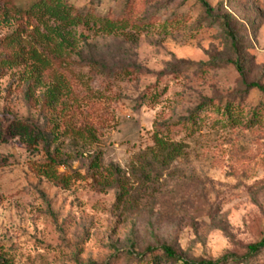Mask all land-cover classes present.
Instances as JSON below:
<instances>
[{
	"label": "rangeland",
	"instance_id": "rangeland-1",
	"mask_svg": "<svg viewBox=\"0 0 264 264\" xmlns=\"http://www.w3.org/2000/svg\"><path fill=\"white\" fill-rule=\"evenodd\" d=\"M35 1L0 0V58L44 61L0 68V264H137L161 246L264 264L241 261L264 239V93L250 88H264V0H205L236 47L196 0H64L114 29L42 26L18 12ZM226 103L240 126L219 122ZM12 118L49 133L58 174L80 178L41 176L42 148L11 136ZM155 136L179 155L165 161Z\"/></svg>",
	"mask_w": 264,
	"mask_h": 264
},
{
	"label": "trees",
	"instance_id": "trees-1",
	"mask_svg": "<svg viewBox=\"0 0 264 264\" xmlns=\"http://www.w3.org/2000/svg\"><path fill=\"white\" fill-rule=\"evenodd\" d=\"M196 1L203 9V12L209 21L218 23L227 34V37L232 45L236 47L238 45V39L234 34L233 29L229 26V22L224 17L221 18L219 16L217 8L210 7L205 0ZM18 12L24 18L33 19L36 23H39L42 26H46V23H52L64 28H73L81 24L88 25L89 23H92L110 29H114L118 26L124 28L118 24L115 25L107 19L96 18L93 20L92 16L88 13L82 17L80 13H76L72 7L68 6L64 0H36L26 10ZM9 39L13 43L18 42V39L14 36H10ZM11 56L18 58L13 60L0 58V68L15 67L16 63L21 58H28V60L32 62H44L41 60V56L33 48H29L27 50H15ZM250 88H255L259 92L264 93V88L259 85L252 84ZM207 104H212V101H204L203 104L196 108L195 114L199 113L202 109L206 110ZM217 111V115H219V122H225L226 125H229L232 128L240 126L242 122V114L240 111L235 110L230 103H226V105L222 108L221 114L220 109H217ZM195 120L194 116L189 119L190 122ZM10 129L11 136L24 138L32 144H38L41 146L44 155V163L40 165L39 169L40 175L45 179L53 182L57 186L67 188L72 182L80 178V174L76 171H69L68 175L58 174L57 169L65 165V161L62 159L63 155L59 153L60 151L58 146L54 147L53 150L50 151L51 143H53L50 139V134L44 133V130L38 127V125L36 126L28 119L19 121L12 118ZM72 136L77 140H90L89 136H86L81 131H73ZM153 140L156 148L160 151L166 152L167 159H165V161L172 160L174 158L173 156L176 157L179 155V149L174 144L164 141L156 136ZM246 250L247 252L241 261H248L251 257H254L264 251V239L257 243L248 245ZM144 254V258L137 264L144 262L147 264H158L160 260H164L165 262L172 264H224L228 260H231V257H223L216 261L194 260L187 262L181 259L171 248L166 246L148 248Z\"/></svg>",
	"mask_w": 264,
	"mask_h": 264
}]
</instances>
